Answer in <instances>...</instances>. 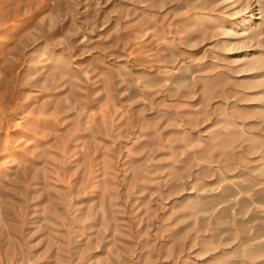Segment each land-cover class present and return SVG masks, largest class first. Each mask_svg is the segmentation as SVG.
I'll use <instances>...</instances> for the list:
<instances>
[{
  "label": "rangeland",
  "instance_id": "374dc122",
  "mask_svg": "<svg viewBox=\"0 0 264 264\" xmlns=\"http://www.w3.org/2000/svg\"><path fill=\"white\" fill-rule=\"evenodd\" d=\"M0 264H264V0H0Z\"/></svg>",
  "mask_w": 264,
  "mask_h": 264
},
{
  "label": "bare ground",
  "instance_id": "6f19581e",
  "mask_svg": "<svg viewBox=\"0 0 264 264\" xmlns=\"http://www.w3.org/2000/svg\"><path fill=\"white\" fill-rule=\"evenodd\" d=\"M243 34H245V33H243Z\"/></svg>",
  "mask_w": 264,
  "mask_h": 264
}]
</instances>
